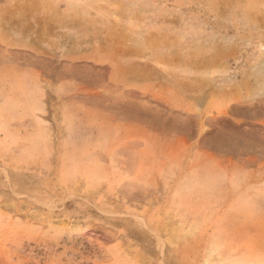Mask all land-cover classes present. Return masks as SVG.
<instances>
[{"label": "rangeland", "instance_id": "obj_1", "mask_svg": "<svg viewBox=\"0 0 264 264\" xmlns=\"http://www.w3.org/2000/svg\"><path fill=\"white\" fill-rule=\"evenodd\" d=\"M0 264H264V0H0Z\"/></svg>", "mask_w": 264, "mask_h": 264}, {"label": "crops", "instance_id": "obj_2", "mask_svg": "<svg viewBox=\"0 0 264 264\" xmlns=\"http://www.w3.org/2000/svg\"><path fill=\"white\" fill-rule=\"evenodd\" d=\"M64 55L62 56V60H64L63 65L66 69L68 70H77L81 67L88 66L87 63H84L82 60H84V57H82V52L79 50L75 51L70 48H66L64 50ZM86 60V59H85ZM91 60V59H87ZM96 64H102V65H107L110 64V60L108 57L106 58H96L95 60H92ZM112 69L110 72L109 79L110 81H116L118 79L119 72L118 68L114 65L111 64ZM26 81H29L30 84L34 87L41 82V80L36 76V74H32L31 78H27ZM84 90V85L81 82L80 78L76 76V74H68L64 75V77H60L59 79H56L53 87H52V92L58 96H67V95H72L76 93L83 92Z\"/></svg>", "mask_w": 264, "mask_h": 264}]
</instances>
